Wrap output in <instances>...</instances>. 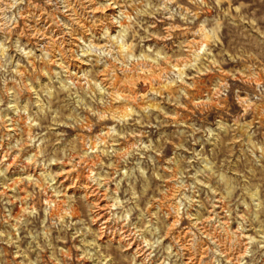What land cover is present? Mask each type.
<instances>
[{
  "label": "rangeland",
  "instance_id": "obj_1",
  "mask_svg": "<svg viewBox=\"0 0 264 264\" xmlns=\"http://www.w3.org/2000/svg\"><path fill=\"white\" fill-rule=\"evenodd\" d=\"M0 264H264V0H0Z\"/></svg>",
  "mask_w": 264,
  "mask_h": 264
},
{
  "label": "bare ground",
  "instance_id": "obj_2",
  "mask_svg": "<svg viewBox=\"0 0 264 264\" xmlns=\"http://www.w3.org/2000/svg\"><path fill=\"white\" fill-rule=\"evenodd\" d=\"M120 233V232H119ZM187 243V242H186ZM182 245V244H181ZM187 248V247H186Z\"/></svg>",
  "mask_w": 264,
  "mask_h": 264
}]
</instances>
